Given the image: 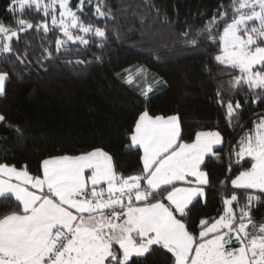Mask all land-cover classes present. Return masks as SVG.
<instances>
[{"label": "snow or ice", "instance_id": "1", "mask_svg": "<svg viewBox=\"0 0 264 264\" xmlns=\"http://www.w3.org/2000/svg\"><path fill=\"white\" fill-rule=\"evenodd\" d=\"M84 4L79 0L73 10L70 0H9L6 11L20 18H15L16 28L0 22V53L15 55L14 38L34 27L48 33L49 16L51 28H58L66 38L55 41L57 52L62 48L70 52L68 42L87 48L92 37L99 38L98 47H103L106 30L85 24L77 14ZM33 7L46 18L35 25L22 18ZM221 7L225 10L215 14L197 36L218 41L215 61L238 69L239 75L227 81L230 90L246 86L253 103L264 102V0H231ZM107 14L97 3L95 15ZM221 22L222 32L214 34ZM187 43L198 47L196 39ZM45 58H52V53ZM8 76L0 72V93ZM134 80L129 72L126 82L131 85ZM152 92L151 86L142 90L145 97ZM217 97L223 106L219 88ZM241 109L239 100L227 101L229 122L238 118ZM180 136L178 116L152 117L143 112L131 135L132 145L143 148V168L141 174L128 177L116 171L113 157L102 148L46 159L42 177L0 164V200L14 197L18 202L16 210L0 212V264H130L153 245L171 252L174 264H264V224L257 225L252 217L256 205L264 203V114L236 152L238 158L253 161L250 169L231 181L244 191L245 203L241 205L236 194L224 199L223 214L202 219L198 237L189 230L190 206L205 196L209 179L201 166L206 156L217 155L214 146L222 143V137L218 131L198 132L194 142L178 143Z\"/></svg>", "mask_w": 264, "mask_h": 264}, {"label": "trees", "instance_id": "2", "mask_svg": "<svg viewBox=\"0 0 264 264\" xmlns=\"http://www.w3.org/2000/svg\"><path fill=\"white\" fill-rule=\"evenodd\" d=\"M79 0H71L75 5ZM231 0H92L79 12L85 24L104 28L103 47L92 37L89 47L68 42L56 51L58 31L35 27L19 34L13 54L0 53V72L9 74L0 93V164L26 169L42 176L43 160L56 156H79L102 148L113 157L116 171L125 177L141 174V149L132 145L131 133L139 115L178 116L181 142H191L201 131H218L222 144L216 156H206L203 171L209 184L205 196L191 207L189 229L197 234L202 219L217 218L223 201L235 193L245 203L244 191L231 186L232 178L251 167V158L238 159L239 139L264 114V102L253 103L245 86L232 91L227 81L239 75L215 61L220 44L197 36L215 14ZM108 13L95 15L96 4ZM9 0H0V22L16 28V17L6 11ZM22 18L38 24L45 17L35 8ZM230 19V18H229ZM224 23L214 28L221 32ZM189 33L187 36L184 33ZM198 40V47L187 41ZM47 50V51H45ZM47 52L52 58L46 59ZM19 57V58H18ZM83 61L77 64L76 61ZM143 69L150 78H160L158 91L145 97L124 80V72ZM231 73L232 75H228ZM159 80V79H158ZM223 84V87L220 85ZM224 105L218 102L217 90ZM258 91V90H257ZM240 101L238 118L230 122L226 104ZM247 101V102H246ZM257 192L258 190H248ZM14 197L0 200V212L16 210ZM236 209V202L233 204ZM237 210V209H236ZM252 217L264 224V203ZM251 230V228H250ZM171 252L151 246L145 256L130 264H173Z\"/></svg>", "mask_w": 264, "mask_h": 264}, {"label": "rangeland", "instance_id": "3", "mask_svg": "<svg viewBox=\"0 0 264 264\" xmlns=\"http://www.w3.org/2000/svg\"><path fill=\"white\" fill-rule=\"evenodd\" d=\"M45 2H47V0H45ZM85 2H87V0H85ZM79 3V1L73 6V5H71V0H70V6L73 8V10H76V6H77V4ZM33 8H35V7H33ZM40 12L43 14V11L42 10H40ZM56 12H57V15H58V13H59V7L57 6V8H56ZM78 15H79V12L77 13ZM46 19V18H45ZM44 19V20H45ZM43 20V21H44ZM47 21L49 22V25H50V28H51V23H50V16L49 17H47ZM54 29H56L57 31H58V36H57V38H56V40L57 39H61V40H63V39H66L64 36H63V33L62 32H60L59 31V29L58 28H54ZM74 31V33H77L78 32V30H73ZM222 32V31H221ZM78 43V42H77ZM220 47H221V45H220ZM140 70H142V71H140ZM129 72H132V74L134 75V78H135V80H134V83L133 84H128L126 81H127V77H128V73ZM159 79V80H158ZM123 80L128 84V85H130L131 87H133L134 89H136V90H138L141 94H142V90L143 89H145V88H147V87H149V86H151L152 87V89H153V92H155V91H158L160 88H161V86L159 87V81L161 80L160 78H150L149 76H148V74L143 70V69H136V70H134V69H131V70H126L125 72H124V78H123ZM162 81V80H161ZM152 92V93H153ZM151 94V93H150ZM139 116H141V115H139ZM174 116V115H173ZM139 118V117H138ZM138 118H137V120H138ZM259 119H260V117L258 118V119H255L254 120V123H253V127H252V129L251 130H249L248 132H246V133H244V135L239 139V142L241 141V139L243 138V137H245L246 136V134H249V133H251L252 131H253V129H254V126H255V124L256 123H258L259 122ZM137 120H136V122H137ZM135 127V126H134ZM211 132V131H210ZM214 132H216V131H214ZM185 143V142H184ZM238 151H239V149H238ZM142 152V151H141ZM245 157H247V156H245ZM244 158V157H243ZM249 158H251V157H249ZM238 159H241V158H238ZM251 162H253L252 161V158H251ZM251 166H252V164H251ZM251 168V167H250ZM249 168V169H250ZM202 169V168H201ZM203 170V169H202ZM248 170V169H247ZM244 171H246V170H244ZM242 172V171H241ZM240 173H238L237 175H235L233 178H232V180H234L238 175H239ZM231 180V181H232ZM231 186H233V187H235L232 183H231ZM233 194H235V193H233ZM227 198H229V197H227ZM226 199V198H225ZM235 203V202H234ZM233 203V204H234ZM234 206V205H233ZM225 207V206H224ZM224 207H223V209H224ZM234 208V207H233ZM237 209V208H236ZM235 208H234V210H236ZM237 211H238V209H237ZM221 214H223V210H222V213ZM217 218H219V216L217 217ZM201 230V229H200ZM199 230V231H200ZM199 231H198V233L197 234H194V235H196L197 237L199 236ZM161 246V245H160ZM115 247H117L118 248V245H115ZM173 264H174V262H173Z\"/></svg>", "mask_w": 264, "mask_h": 264}, {"label": "crops", "instance_id": "4", "mask_svg": "<svg viewBox=\"0 0 264 264\" xmlns=\"http://www.w3.org/2000/svg\"><path fill=\"white\" fill-rule=\"evenodd\" d=\"M149 116H150V115H149ZM169 116H173V115H169ZM169 116H161V117L167 118V117H169ZM139 117H140V116H139ZM152 117H155V116H152ZM138 120H139V118H138ZM138 120H137V121H138ZM136 123H137V122H136ZM136 123H135V125H136ZM134 131H135V127H134V129H133L131 135L133 134ZM201 132H210V131H201ZM211 132H214V131H211ZM195 139H196V136H195V138L193 139V141L188 142V143H192V142H194ZM178 143H184V142H181V141L178 139ZM221 144H222V143H221ZM221 144H220V145H221ZM220 145H215V146H214V149L217 148V147H219ZM134 146H137V145H134ZM137 147H139V148L141 149V151H142V153H141V160H142V157H143V148L140 147V146H137ZM92 151H93V150H92ZM56 157H62V156H56ZM70 157H75V156H70ZM51 158H55V157H51ZM47 159H50V158H47ZM45 160H46V159H45ZM43 161H44V160H43ZM142 164H143V160H142ZM18 170H20V169H18ZM41 170H42V175H43V162H42V164H41ZM87 174L90 175V173H87ZM41 177H42V176H41ZM178 186H184V185H178Z\"/></svg>", "mask_w": 264, "mask_h": 264}]
</instances>
